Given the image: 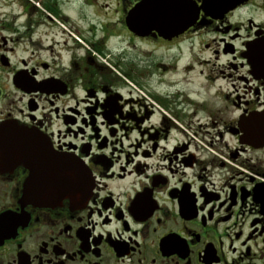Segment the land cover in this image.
<instances>
[{
    "label": "flooded vegetation",
    "instance_id": "flooded-vegetation-1",
    "mask_svg": "<svg viewBox=\"0 0 264 264\" xmlns=\"http://www.w3.org/2000/svg\"><path fill=\"white\" fill-rule=\"evenodd\" d=\"M141 1L0 0V264H264V0H170L162 22ZM199 45L233 88L214 115L236 112L201 138L187 131L207 100L147 88ZM32 140L83 161L84 202L33 199L53 190L22 160Z\"/></svg>",
    "mask_w": 264,
    "mask_h": 264
},
{
    "label": "water",
    "instance_id": "water-1",
    "mask_svg": "<svg viewBox=\"0 0 264 264\" xmlns=\"http://www.w3.org/2000/svg\"><path fill=\"white\" fill-rule=\"evenodd\" d=\"M177 7H175V10L178 9ZM172 8L173 6L170 0H142L134 8L133 13L140 14L143 19L148 21H158L159 19L162 22L164 18H169V16L171 17L174 14V11L171 12ZM192 16L189 13L187 19H192ZM161 29L166 30L164 27H161ZM243 131L245 137H253L260 131V126L257 123L248 121L245 123ZM11 132L10 126H0V156L3 155V157H6L10 153ZM31 146L32 148L34 146L38 148V156L33 158L32 155L36 152L32 151L31 154L27 153L29 156L22 160L36 164V168L32 169V175L42 179L39 186L53 190L35 193L33 194L35 196L33 199L40 204L59 202L62 199H69L73 203L78 204L84 202L91 192L93 179L83 161L68 157L52 156L45 149V144L39 141L32 140Z\"/></svg>",
    "mask_w": 264,
    "mask_h": 264
},
{
    "label": "rangeland",
    "instance_id": "rangeland-1",
    "mask_svg": "<svg viewBox=\"0 0 264 264\" xmlns=\"http://www.w3.org/2000/svg\"><path fill=\"white\" fill-rule=\"evenodd\" d=\"M198 40L199 39H197V41ZM157 53L164 62L173 63L168 50L160 49ZM183 55L184 56L176 62V69L168 68L165 71H158L155 68L154 72L157 75H154L155 77L151 79L152 81L149 84L151 86H146L151 90L157 89L163 91L167 89L165 84H161L160 88H155L154 86V82L157 78H160L163 83L177 81L184 90L192 92L191 97L193 99L207 100L209 103L208 106L204 107V110L200 113L195 111L191 115V129L187 131V136L201 138L204 130L206 129L204 125L206 121H209L211 118L218 121L219 117H222L224 120H230L235 117L236 112L231 108V106L227 109L221 108L222 112H220L217 116L213 113L215 108L223 107L226 104L220 93L233 91V88L230 86L231 81L224 78L222 76L224 74L220 72L222 65L225 63V57L222 56L218 61L214 59L212 60V52L210 49L208 50L202 45L197 46L192 51L191 56L188 55L185 50ZM169 60H171V62ZM206 60L208 61L207 63L204 62ZM206 76L209 78L207 79ZM232 83L236 84L240 88L242 86V83H238L237 81ZM192 108L194 109V106ZM186 109H188L187 105ZM198 123L201 124V126H198ZM207 129L212 131V134L214 133L213 129L209 127ZM194 132L196 134H194Z\"/></svg>",
    "mask_w": 264,
    "mask_h": 264
}]
</instances>
